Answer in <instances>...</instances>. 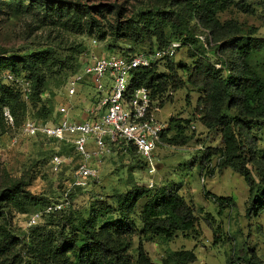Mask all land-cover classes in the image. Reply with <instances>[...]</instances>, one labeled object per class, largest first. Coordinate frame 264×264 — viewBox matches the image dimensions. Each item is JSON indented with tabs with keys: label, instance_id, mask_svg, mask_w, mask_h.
Listing matches in <instances>:
<instances>
[{
	"label": "trees",
	"instance_id": "1",
	"mask_svg": "<svg viewBox=\"0 0 264 264\" xmlns=\"http://www.w3.org/2000/svg\"><path fill=\"white\" fill-rule=\"evenodd\" d=\"M45 1L47 4H58V13L61 6L71 9L74 7L72 14L68 12L71 29L82 32L86 28L90 34L97 31L102 40L105 39L106 33L100 28L94 13L104 15L107 11H114L116 19L111 32L113 43L108 46L112 50L118 47L119 41L131 38L141 47L150 45L149 50L162 48L178 38L184 39L185 47H192L190 40L194 38L196 30H207L217 44L213 51L216 60H210L207 51L202 47L198 54L190 52V56L194 58L191 65L179 66L186 73L188 83L201 94L196 108L201 123L210 132H218L221 135L222 146L208 151L204 162L217 156L219 169L231 168L243 176L249 186L246 216L252 218L264 214V151L260 147L261 139L253 133L255 125L264 124V39L256 36V30L246 31L235 20L222 22L219 18L220 13L232 5L243 13L253 15L255 12L252 6L233 0H147L146 8L132 18L122 20V8L117 4L89 6L79 1ZM84 17L86 18L83 22ZM153 42H157L158 46H154ZM87 49L80 52V55ZM139 51L141 50H137V47H132L125 50L123 55L131 56ZM66 60L54 49L8 59L0 57V119L5 121L4 111L9 110L14 118V127H19L21 131L23 123L30 119L25 117V106L41 102L48 91L46 75H62L65 87L68 78L79 70L80 56L75 60V67L70 66V70L64 73ZM174 60L166 62L171 74H159L160 65L137 70L133 88L151 89L155 101L161 100L170 86L174 90L183 88L184 82H177L178 74ZM2 63H6L11 71L4 72L1 69ZM22 67L28 72L23 81L19 79ZM8 73L17 81L6 80L4 76ZM27 81L32 90L28 100L21 83ZM58 107L55 111H47V106L42 105L32 120L55 121ZM51 113L53 114L50 117ZM18 117L22 118L20 125ZM190 125V120L183 123L182 119H171L168 129L162 134V142L171 144L181 138L185 144L187 138L184 135ZM169 132H174L170 139ZM34 139L59 146L50 152L47 168L52 175L62 180L64 177L60 187L61 198H66L65 202L72 204L71 192L87 190L72 187V165L63 166L56 174L53 173L50 162L55 154L71 157L73 149L54 140ZM129 153L137 154L134 150ZM27 186L19 182L0 190V264H23L18 263V259L23 257L26 246L29 264H41L42 261L44 264H51L49 261L57 264L59 258L62 264H154L141 246L136 261H133L129 254L132 247L130 235L136 226L132 214L140 201H144L139 213L142 234L148 240L170 242L179 233L193 230L198 222L195 208L180 195L178 189L133 188L127 194L115 197V207L105 201H98L87 216L81 212H78V216L71 214L66 218V223L58 235L47 231L48 226L53 224L48 222L44 226L34 227L30 231L32 235L20 242L4 225L2 219H6L11 209L42 207L47 202L45 198L32 196L26 190ZM213 199L222 209L225 205L236 206L233 198L214 196ZM59 202L56 200L50 204ZM62 212L64 211L54 212L50 218L59 217ZM115 215L118 217L114 218ZM17 247L20 251L14 255ZM68 254L74 259L73 262ZM45 259L48 261L45 262ZM197 261L194 251L182 250L169 253L162 264H195ZM253 262L261 263L254 253L250 258V263Z\"/></svg>",
	"mask_w": 264,
	"mask_h": 264
},
{
	"label": "rangeland",
	"instance_id": "2",
	"mask_svg": "<svg viewBox=\"0 0 264 264\" xmlns=\"http://www.w3.org/2000/svg\"><path fill=\"white\" fill-rule=\"evenodd\" d=\"M69 1H79L89 6L117 4L122 8V20L132 18L148 6L147 0ZM233 1L252 6L255 14L243 13L232 5L225 12L220 13V20L222 22L235 20L246 31L256 30V36L264 39V1ZM58 6L54 3L47 4L45 0H0V57L8 59L54 49L64 57V60L67 59L65 73L70 70V66L75 67V60L81 56L80 52H84L87 48L94 53L114 55H123L125 50L132 47H137V50L150 49V45L141 47L132 38L119 41L116 49H109L108 46L113 43L111 32L116 19L114 11H107L104 15L94 13L100 28L106 33L105 39L102 40L97 31L90 34L86 28L82 32L71 29L68 12L72 14L74 7L71 9L61 6L58 13ZM205 31L203 28H198L194 38L190 40L192 47H184L174 60L178 74L177 82H184L183 88L174 90L170 86L161 100H157L162 106L158 113L162 123H169L172 116L174 119L181 118L183 123L190 120L191 125L184 135L187 142L183 144L182 139L179 138L176 142L171 144L164 142L159 146L154 152L157 169L154 174L148 172L147 165L138 154L114 155L103 160L99 163V180L89 181L86 192H71L73 203L64 206V212L59 217L50 218L52 213L45 212L51 202L56 200L64 202L66 199L61 198L62 189H60L64 177L62 180L52 175L47 168L50 152L58 149L59 146L23 137L19 127L9 128L7 123L0 119V190L22 182L28 185L26 190L32 196L47 200L42 207L11 209L6 219H2L4 225L19 238L20 242L32 235L30 231L34 227L44 226L48 222L53 224L48 226L47 231L58 235L66 223V218L71 214L78 216V212H81L87 216L98 201H105L115 207L117 195L127 194L133 188H150V185H153L151 187L153 189L162 187L178 189L180 195L195 208L198 222L193 230L179 233L170 242L159 239L148 240L142 234L139 213L144 201H140L135 213L132 214L136 226L130 235L132 247L129 254L133 261L137 260L141 246L154 264H162L169 253L182 250L195 252L198 258L195 264H264V214L252 218L246 216L249 186L243 176L231 168L219 169L217 156L204 162L208 151L222 146L221 135L218 132H210L201 123L200 116L196 113L201 94L188 83L186 73L179 67L181 64L191 65L194 58L190 56V52L198 54L204 47L207 57L216 60L213 51L217 44L212 36L207 37V49L197 38L206 34ZM94 40L98 42L97 47L92 45ZM153 43L154 46H158L157 42ZM1 67L4 72L11 71L6 63H2ZM22 70L19 78L21 81L25 80L28 73L23 67ZM158 73L171 74L166 63L159 66ZM46 76L48 91L41 102L25 106L26 118L34 119V114L41 110L42 105L47 106V111H55L60 104L67 103L63 76ZM88 92L93 94L91 90ZM73 102V105L68 107L73 106L74 109L78 105L76 97ZM52 114L49 116L51 117ZM21 119L18 117L19 125ZM253 133L261 139L260 147L264 151V124L255 125ZM173 136L174 132L168 133L169 139ZM13 139H17V142L14 143ZM254 174L256 175V172ZM256 179L259 181L257 175ZM214 196L233 198L236 206L225 205L222 209L213 199ZM38 211L41 212L38 223L30 226V219ZM117 217L115 215L114 218ZM27 249L26 246L23 257H19L18 263L29 264ZM19 251L17 247L14 255ZM252 253L261 260V263H250ZM68 256L71 261L74 260L70 254ZM46 261L48 260L45 259ZM49 262L54 264L52 261ZM41 264H44V261ZM57 264H62L60 258L57 259Z\"/></svg>",
	"mask_w": 264,
	"mask_h": 264
},
{
	"label": "built area",
	"instance_id": "3",
	"mask_svg": "<svg viewBox=\"0 0 264 264\" xmlns=\"http://www.w3.org/2000/svg\"><path fill=\"white\" fill-rule=\"evenodd\" d=\"M205 32L197 38L207 49V37L211 35ZM92 45L97 47V40L92 41ZM184 45V39L178 38L162 48L141 50L131 56L94 53L88 48L80 56L79 70L66 82L67 103L58 107L57 119L47 122L27 119L21 127V136L54 140L71 147V157L55 154L50 166L57 174L63 166L72 165L73 188L87 190L89 181L99 180V163L114 155H128L131 150L137 152L148 172L154 174L157 170L154 152L164 144L162 134L170 122L159 120L161 105L153 99L152 90L146 87L134 89L133 79L139 69L175 59ZM4 78L17 81L9 73ZM21 83L28 100L32 91L30 83ZM74 97L78 101L75 112L73 106L68 107L73 105ZM4 119L8 126L14 127V118L9 110L4 111ZM175 119L181 120L179 117ZM13 142L16 143L17 139ZM68 204L65 201L53 203L45 212L62 211ZM40 217L41 212L35 213L29 221L30 226L36 225Z\"/></svg>",
	"mask_w": 264,
	"mask_h": 264
}]
</instances>
